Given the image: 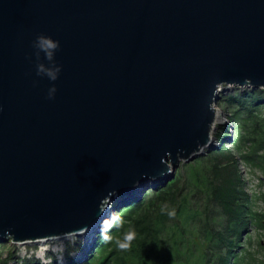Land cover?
I'll return each mask as SVG.
<instances>
[{
    "label": "water",
    "instance_id": "water-1",
    "mask_svg": "<svg viewBox=\"0 0 264 264\" xmlns=\"http://www.w3.org/2000/svg\"><path fill=\"white\" fill-rule=\"evenodd\" d=\"M234 85L264 88V0H0V240L93 235L112 190L127 203L217 147Z\"/></svg>",
    "mask_w": 264,
    "mask_h": 264
},
{
    "label": "trees",
    "instance_id": "trees-1",
    "mask_svg": "<svg viewBox=\"0 0 264 264\" xmlns=\"http://www.w3.org/2000/svg\"><path fill=\"white\" fill-rule=\"evenodd\" d=\"M221 95L220 103L229 110L233 124L220 126L216 133L220 145L182 162L172 179L147 187L140 197L119 208L124 227L111 230V243L98 231L95 250L89 251L87 260L78 262L71 256L72 250L82 246L80 240H69L68 264L261 263L251 247L252 235L245 234L246 239L244 233L250 226L264 229V211L255 206L262 196L245 188L239 158L264 171V88L237 86ZM228 137L231 145L225 142ZM129 227L134 228L135 238L127 250H120L114 241ZM9 240L0 243V264L15 258ZM258 242L262 246L261 239ZM7 246L8 255L3 256ZM48 254L49 263L17 256L15 264H56V254L51 250Z\"/></svg>",
    "mask_w": 264,
    "mask_h": 264
},
{
    "label": "rangeland",
    "instance_id": "rangeland-1",
    "mask_svg": "<svg viewBox=\"0 0 264 264\" xmlns=\"http://www.w3.org/2000/svg\"><path fill=\"white\" fill-rule=\"evenodd\" d=\"M237 86H240V85L231 86L229 90L222 91L221 94L223 92L233 90ZM240 87L245 88V87H248V85H244V86H240ZM221 98H222V95L220 96V98L216 102V107H217V109H219L221 117L218 121L216 119L217 122H215V125H214L215 127H214V131H213V134L216 137L215 142H216L217 146L220 145L219 144L220 141L218 140L216 133L220 129V126L224 122H229L230 125L233 124V121L230 120V118L228 116L229 110L226 108L223 101H221L222 103H220ZM232 132L234 133V127H232ZM233 133H232V135H233ZM229 140H230V137H228L225 142L228 145H231V143H230L231 141H229ZM239 167L241 169V174L244 178L245 188L249 192L257 193V194H260V196H262V198L256 199L255 206H256V208H260V209H262V211H264V171L263 170L261 171V169L258 167L251 166V165L245 163L243 161V159H241V158H239ZM177 169H176V171H177ZM176 171H175V173H176ZM159 183H162V182H158L156 180L154 181V179H152L149 181L150 187L148 186V188H151L152 186L156 187ZM141 195H142V193H141ZM119 199L120 198L118 197L117 199L111 200L112 201V211H117L119 208L128 204L130 201L135 200V199H132V200L128 201L127 203H121V202H119ZM111 201H110V203H111ZM98 231H100V230H98ZM98 231H96L93 235H91V236H93V238H92L93 242H90L89 245H87L86 237H85L89 234H87V235L86 234L70 235V236H66L65 238L63 237V238L48 239L45 241L44 244H41L40 241L39 242L24 243V242H16V241H13L12 239L11 240L7 239V240H9L8 243L10 244V246H12V250L15 251V258L14 257L11 258L10 264H15V259L20 258L17 256H21V258L35 257V258H38L43 263H49V262H51V257L48 254L50 250L52 252H54L57 256L56 264H68L69 259L67 258V249H68V241L69 240H73L75 243L78 240H80V243L78 242V244H80L82 246V248H80V249L77 248V249L72 250L71 256L73 258L77 259L78 262L85 261V260H87L89 251L95 250V247H96V246H94L95 245V236L98 233ZM245 234H251L252 235L251 238H252V242H254V243L251 247L253 248V250L256 251L257 256L261 260V263H257V264H262V261H264V229H259V228H255L253 226H250L248 228V231H246L244 233V236H245L244 238L247 239V235H245ZM259 239H261V241H262V246L259 245V242H258ZM2 241L3 240H0V243ZM8 248H9V246H7V249H2L3 256L8 255V252H9ZM258 248H260V249H258ZM86 249H87V251H85ZM258 251H259V253H258ZM83 254H85L86 256L83 257L84 256ZM80 255H83L82 258L79 257ZM92 264H98V262H94ZM230 264H233V263H230Z\"/></svg>",
    "mask_w": 264,
    "mask_h": 264
},
{
    "label": "clouds",
    "instance_id": "clouds-1",
    "mask_svg": "<svg viewBox=\"0 0 264 264\" xmlns=\"http://www.w3.org/2000/svg\"><path fill=\"white\" fill-rule=\"evenodd\" d=\"M32 47L35 50L34 55L36 58V75L46 76L51 81L58 79L59 73L61 72V65L56 63L55 53L60 47L58 40H54L52 37L39 34L35 37L32 42ZM41 53L44 54V59L48 61V64L41 62ZM56 92V87L53 85L48 90V99H54ZM117 194L116 190H112L109 196H107L110 201L111 197ZM112 207V201L108 205V208ZM99 214H103L108 208L103 204L99 203ZM169 215L173 213L169 212ZM124 227V219L117 213V211H111L108 216H106L100 224V235L101 238L106 243L113 242V237L110 232L113 228L119 230ZM135 238V230L129 227L122 235V237L115 239V244L120 250H127L130 247L132 240Z\"/></svg>",
    "mask_w": 264,
    "mask_h": 264
},
{
    "label": "bare ground",
    "instance_id": "bare-ground-1",
    "mask_svg": "<svg viewBox=\"0 0 264 264\" xmlns=\"http://www.w3.org/2000/svg\"><path fill=\"white\" fill-rule=\"evenodd\" d=\"M220 117H221V116H220V111H219V109H217V116H216L217 121L220 119ZM217 121L215 120V122H217ZM215 122H214V124H215ZM151 180H152V179H151ZM155 180H156V179H154V181H155ZM138 192H139V191H136L135 193H138ZM135 193H134V194H135ZM118 197H119V196H118ZM118 197H117V198H118ZM128 199H129L128 197L120 198L119 201L121 200L120 202H123V200L125 201V200H128ZM106 208H108V205L106 206ZM115 208H116V207H115ZM110 210H112V207H111V208H108V209L104 212V215H103V216H104V217L108 216ZM103 219H104V218H103ZM99 226H100V225H99ZM86 235H87V234H86ZM65 237H66V236H65ZM65 237H64V238H65ZM85 237H86V243H87V245H89V243L92 242V238H93V236H91V235H87V236H85ZM55 238H57V237H55ZM55 238H52V239H55ZM58 238H63V237H58ZM41 240H42V241H41ZM46 240H48V239H40L39 241H40L41 244H44ZM39 241H37V242H39ZM85 251H87V249H86ZM83 255H85V254H83ZM80 256H81V255H80ZM80 256H79V257H80ZM85 256H86V255H85Z\"/></svg>",
    "mask_w": 264,
    "mask_h": 264
}]
</instances>
